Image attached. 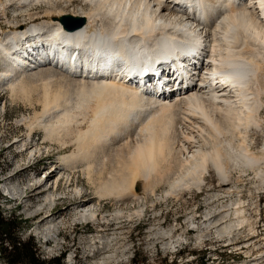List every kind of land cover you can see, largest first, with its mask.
<instances>
[{"label":"bare ground","instance_id":"bare-ground-1","mask_svg":"<svg viewBox=\"0 0 264 264\" xmlns=\"http://www.w3.org/2000/svg\"><path fill=\"white\" fill-rule=\"evenodd\" d=\"M171 1L0 0V11L14 7L16 15L20 12L19 17L33 19L34 7L47 12L40 24L34 21L27 28L20 26L9 32L0 28L4 34L0 36L3 67L0 92L8 89L10 98L15 100L26 95L29 87L31 92L34 86L38 99L33 101L43 108L34 118L19 121L29 129L28 137L17 138L7 149L19 147V154L36 157L38 152L30 145L38 130H43L44 139L64 148L68 145L66 138H71L70 144L76 150L61 155L53 169L46 171L45 182L35 183L34 178L26 186L29 200L50 193L44 202L47 204L56 201L55 192L60 188L64 171L71 173L67 175V183L79 169L90 184L100 182V186H95L100 200L114 197L126 201L127 197L141 199L137 192L139 181L144 182L147 195L156 196L155 187L162 183L168 186L162 196L166 198L179 197L184 191L202 192L206 175L213 168L219 184L229 187L223 190V196L216 194L213 200L229 201L220 210L209 212L204 233L208 236L216 230L228 247L241 246L250 258L255 256L249 264H263L264 251L260 246L264 237L247 215L249 207L238 185L251 180L257 188H264V150L255 153L248 146L252 131L264 130V0ZM179 4L188 6L189 14L205 10L200 18L191 19L179 10ZM64 5L74 9L73 12H56ZM66 15L85 18L87 23L77 30L66 31L60 21ZM187 42L193 44V49L184 47L182 53L193 57L186 61L180 53L175 65L182 67L180 72L189 80L186 79L188 86L197 84L176 100L162 102L117 80L118 76L136 71L138 77L145 70L150 73L154 61L177 50L175 44ZM38 43L42 55L37 52ZM69 46L83 49L71 67L85 64L89 70L91 60L111 56L116 61L115 67L106 74L113 78L81 79L51 68L38 72L39 64L50 59L48 50L54 54V61L59 59L63 63V55L72 53ZM79 69L83 70L79 67L71 72L76 74ZM72 83H77L75 90ZM83 123L88 124L86 131L80 129ZM123 135H127L123 140L126 142L117 148L110 146L113 151L106 153L109 149L103 146L109 147ZM19 174L8 177L6 182ZM234 174L238 178L234 180L235 186L230 187ZM96 207L81 205L75 216L98 221ZM43 211H37L32 218L42 217L40 222L44 224L54 215L52 210ZM139 211L141 214L142 210ZM50 223L49 232L57 230L59 223L56 220ZM115 255L105 256L104 260L110 261Z\"/></svg>","mask_w":264,"mask_h":264},{"label":"rangeland","instance_id":"rangeland-1","mask_svg":"<svg viewBox=\"0 0 264 264\" xmlns=\"http://www.w3.org/2000/svg\"><path fill=\"white\" fill-rule=\"evenodd\" d=\"M45 10L40 8L37 10L34 7L31 9V14L35 16L33 19H29L28 17H19L20 12L16 15V9L10 7L6 12L0 11V28L4 32H9L20 26L27 28L34 21L40 24L45 21L43 20L47 14ZM60 10L72 13L74 9L64 5L60 6L56 12ZM75 10H78L77 7ZM0 36H4V34L0 32ZM1 69L3 70V67L0 64ZM48 69L50 68L37 71L40 73ZM74 85L71 86L75 87V90L77 83ZM31 88H33L31 92L29 87L26 95L15 100L10 98L8 89L0 92V207L6 218L20 217L21 228L14 233V236L23 240L34 239L41 259L50 261L63 257V264H236L238 261L242 264H249L253 260L255 256L250 258L245 253L246 249L241 250L243 247L240 246V249L234 246L228 247V243L219 239L216 230H212L208 236H206V232L204 233L209 224L206 218L209 212L213 210L216 212L228 203V199H217L219 202L216 199L213 200L216 194L223 193L221 195L223 196V190L229 188H223L219 184V179L213 168H210V174L206 175L207 180L202 192L184 191L179 197H162L168 189L167 184L164 183L155 187L156 196L147 195L144 182L139 181L137 192L140 200L134 197L133 199L130 197L131 200L127 197L126 201L114 197L100 200L98 194L95 193L98 191L96 187L100 186V182L96 183L97 186L90 184L86 175L79 169L78 172L72 174V181L68 183L67 175L71 173L63 172L65 179L62 177L64 180L60 181V188L55 192L56 201L44 203L50 195L46 192L38 198L34 197L29 200L26 197L29 193L26 186L31 180L36 178L35 183L45 182L46 171L53 169V165L58 163L61 155L73 153L76 150V147L70 144L71 138H66L68 145L65 149L55 141L44 139L43 130H38L32 136L30 147H34L35 150H32L38 152L36 157L30 158L28 153L19 154V147L7 149L17 138L22 140L28 137L29 129L19 121L25 118L32 119L35 113H41L43 110L40 104L34 102L38 99V94L34 93L36 87ZM69 88L71 89L70 86ZM74 90L71 89L72 92H75ZM75 93L71 98L76 97ZM262 115L264 119V107ZM87 127L88 124L83 123L80 129L86 131ZM133 128L135 127L133 126ZM255 130L252 131L254 133H251L248 146H252V150L259 153L264 150V130ZM126 138L127 135H123L116 140L117 143L114 142L109 147L108 144H105L103 147L106 146V149H109L112 148L110 146H115L117 148L126 142V140L123 141ZM111 150L105 151L111 153L113 151ZM101 158L99 160L102 162L103 157ZM40 164L43 167L38 171L35 166L37 168ZM17 172H20L16 176L17 178L6 182L8 177ZM234 176L229 181L230 187L235 186L234 183L238 178V175L234 174ZM250 181L247 180L243 185H237L241 187L243 198L249 207L247 215L252 217L260 234L264 237V188L259 189L256 183ZM49 187H51L50 184ZM5 190H9L11 194L8 195ZM81 205L97 206L98 221L77 218L75 215L80 211ZM48 210H52L54 215L49 217L44 224L40 222L42 217L32 218L37 211L46 213L45 211ZM139 210H142V215ZM53 220L59 223V227L57 230L49 232L50 222ZM45 232L46 236L43 235ZM257 241L255 242L258 243ZM263 245L260 246V249L264 251ZM108 255H115L116 258L110 260L111 262L105 261L104 258ZM0 264L7 263L0 258Z\"/></svg>","mask_w":264,"mask_h":264},{"label":"trees","instance_id":"trees-1","mask_svg":"<svg viewBox=\"0 0 264 264\" xmlns=\"http://www.w3.org/2000/svg\"><path fill=\"white\" fill-rule=\"evenodd\" d=\"M21 224L20 217L6 218L0 207V258L7 264H63V257L50 261L41 259L34 239L23 240L14 236V233L21 228Z\"/></svg>","mask_w":264,"mask_h":264},{"label":"water","instance_id":"water-1","mask_svg":"<svg viewBox=\"0 0 264 264\" xmlns=\"http://www.w3.org/2000/svg\"><path fill=\"white\" fill-rule=\"evenodd\" d=\"M60 21L61 24L64 26V29L67 31L77 30L79 28L84 27L87 23L85 18L74 17L72 15L63 16Z\"/></svg>","mask_w":264,"mask_h":264}]
</instances>
